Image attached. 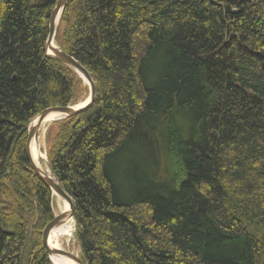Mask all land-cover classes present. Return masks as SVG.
I'll use <instances>...</instances> for the list:
<instances>
[{"label": "trees", "instance_id": "obj_1", "mask_svg": "<svg viewBox=\"0 0 264 264\" xmlns=\"http://www.w3.org/2000/svg\"><path fill=\"white\" fill-rule=\"evenodd\" d=\"M57 0H0V264H53L29 125L89 86L46 55ZM96 97L50 124L85 264H264V0H69Z\"/></svg>", "mask_w": 264, "mask_h": 264}, {"label": "water", "instance_id": "obj_2", "mask_svg": "<svg viewBox=\"0 0 264 264\" xmlns=\"http://www.w3.org/2000/svg\"><path fill=\"white\" fill-rule=\"evenodd\" d=\"M50 1L52 0H40V3L45 4ZM68 1L69 0H57L54 9L50 15L49 32L46 41V55L48 57L55 58L56 60L60 61L64 65L70 67L75 72H77L87 82L89 86V96L85 101H83L79 105L66 106L61 108L51 107L36 115V117L32 120L29 125L27 151L28 158L33 170L38 174L41 180L46 183V185L50 188L54 195L68 201L71 207L69 212L62 213L60 216H57L52 222H50L46 226L45 230L43 231L42 241L50 257V260L53 262L51 257H64L68 260L73 261L75 264H85V262L81 259L79 255H76L70 251H66L62 248H57L51 242L53 231L67 223L68 220L74 219V201L73 198L65 191V189L61 186V184L57 181L56 178L54 180L49 178L48 176L47 177L49 180L45 178L46 174L41 169V166H39L33 150L34 144H38L39 130L41 128V124L44 121H56L77 115L87 110L93 104L94 99L96 97V84L87 68L81 63H79L72 55L62 50L59 45H53L61 15L65 10ZM45 163L50 167V162L47 158H45ZM53 263L55 264V262Z\"/></svg>", "mask_w": 264, "mask_h": 264}, {"label": "rangeland", "instance_id": "obj_3", "mask_svg": "<svg viewBox=\"0 0 264 264\" xmlns=\"http://www.w3.org/2000/svg\"><path fill=\"white\" fill-rule=\"evenodd\" d=\"M55 44L57 45L56 41ZM88 86V84H86ZM89 93V92H88ZM79 103L75 102L69 106H76ZM32 122V121H31ZM50 127V123L45 122L41 124V128L39 130V141L38 145L40 147V155H39V164L45 170L49 171L48 165L45 163L43 159L46 155V132ZM36 158V157H35ZM54 212L57 216H60L62 213L67 212L68 205L60 198L55 196L54 199ZM75 224L74 221L71 220L70 223L67 225L66 229L61 232L57 239V248H64L66 251L73 252L76 255H79L80 249L75 237Z\"/></svg>", "mask_w": 264, "mask_h": 264}, {"label": "bare ground", "instance_id": "obj_4", "mask_svg": "<svg viewBox=\"0 0 264 264\" xmlns=\"http://www.w3.org/2000/svg\"><path fill=\"white\" fill-rule=\"evenodd\" d=\"M53 45H56L55 44V41H53ZM48 118H52V117H48ZM45 122L50 123L51 120H48V121H45ZM33 150H34V154H35L36 160H37V162L39 164L40 147L38 145H35L34 144ZM39 166H40V164H39ZM41 169L46 174L45 175V178L46 179H48V177L51 178V179H53V180L56 178L55 175H54V173H53V171H52V169H51V165L49 167V171L48 172L45 171L42 167H41ZM61 199L68 205L67 212H69L70 211V208H71L69 202L66 201L63 198H61ZM71 220L72 219L68 220L66 224L62 225L61 227H59V228H57V229H55L53 231V234H52V237H51L52 238V241L51 242H52V244H54L55 247L57 245V239H58L59 235L61 234L62 231H64L66 229L67 225L70 223ZM73 231H75V229ZM51 259L53 260V262H55V264H75L73 261L68 260V259H66L64 257H51Z\"/></svg>", "mask_w": 264, "mask_h": 264}]
</instances>
